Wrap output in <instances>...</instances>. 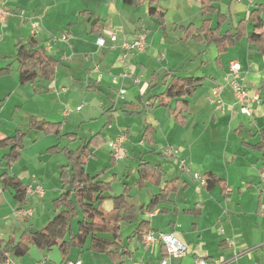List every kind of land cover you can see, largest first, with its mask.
Segmentation results:
<instances>
[{
  "label": "crops",
  "instance_id": "1",
  "mask_svg": "<svg viewBox=\"0 0 264 264\" xmlns=\"http://www.w3.org/2000/svg\"><path fill=\"white\" fill-rule=\"evenodd\" d=\"M215 1L213 5L218 8ZM121 2L126 4L123 0ZM248 2L250 6L243 17L255 3H264ZM78 3L79 0H0V5L10 11L7 18L0 20V68L10 66L9 73L0 75V118L5 108L10 115L5 128L0 124V139L12 136L16 129L26 131L19 158L10 166L3 160L9 148H0V240L10 235L17 237L24 229L44 225L53 216L48 213V199L51 203L53 196L61 190L59 166L67 162L66 156L62 163H51V168L47 163L52 155L63 153L59 148L69 147L70 142L66 137L44 134L53 135L54 142L34 149L38 136L32 139L26 136L31 121L27 117L30 116L60 122L62 133H77L75 142L79 140L80 143L98 134L93 152L85 160L86 172L90 159L97 158L101 144L108 145V141L120 132L125 134L121 144L123 156L114 158L108 145L110 162L93 173L88 172L111 182L108 195H115L111 193L114 184H121V190L123 183L128 184V201L137 208L144 206L133 223L120 225L122 242L130 252L121 257L118 264H159L167 257L162 243H146L142 236L140 239L131 236L139 220H146L153 231L173 233L186 245L185 255L169 256L168 264H195L196 257L206 259L209 264L214 259H222L224 264H264V211L260 210L264 202V54L250 45L245 37L221 53L213 43L185 40L183 31L177 27L184 24L167 26L165 14L161 23L147 12V5V14L157 21L153 25L154 31L140 25L141 11L131 14L124 5H119V0H89L93 6ZM143 4L126 5L140 7ZM194 24L198 26L200 23ZM58 25L65 26L55 34L53 28ZM232 26L229 22L225 28L221 24L219 31L225 32ZM167 30H173L176 36ZM252 31V27H248V32ZM141 33L145 34V49L120 60L122 43L132 41ZM62 34H66V41L59 39ZM110 34H115L114 41ZM150 35L152 39L148 40ZM31 36L38 40L47 55L57 61L50 79L42 77L21 84L18 64L14 60L15 45ZM98 37L105 39L103 46L96 43ZM211 44L215 54L212 59L211 49H208ZM232 60L240 64L238 74L244 88L259 96V101L249 103V114L240 112L239 103L235 102L226 85L225 76ZM212 66L213 69L208 70ZM167 69L178 75L202 78L193 93L183 97L188 106L183 125L171 115L174 100H168V105L164 106L147 104L154 89H160L159 92L164 89L162 74ZM124 70L131 72L132 77H121ZM121 87L125 89L123 98L118 94ZM55 90L90 93L91 100L96 99L97 103L89 113L70 125L65 121L71 116L72 109L62 103L52 104V97H49ZM129 90H132V97L126 96ZM29 102L32 105L27 107ZM77 106L80 109H76ZM73 108L80 111L83 106L76 104ZM23 109L27 112L22 117ZM115 112H119L122 120L119 124L123 128L106 137L104 131L113 126ZM69 127H81L84 133ZM58 143V150H48ZM167 146L177 148L179 156H166L163 149ZM141 160L160 165L163 172L158 185L149 181L137 183L136 167ZM180 160L184 161V167ZM123 161L117 169L116 163ZM3 172L15 175L26 187L23 202L13 198L12 188L3 187ZM194 172L201 176L212 172L221 181L208 189L193 177ZM172 178L179 181L177 189L169 193L166 201L150 210L145 209L153 194ZM35 183L44 189L43 195L28 192ZM31 194L39 198L38 205H33V200L27 201ZM107 205L111 206L109 200L104 202L105 208ZM18 208L30 209L32 215H16ZM38 217L44 224H38ZM84 248L89 254L95 252L85 244L79 248L80 255ZM41 255L36 262L46 259V251H41ZM80 255L71 252L69 259L92 264L84 262ZM8 259L10 264V256ZM106 261V264H114L108 258Z\"/></svg>",
  "mask_w": 264,
  "mask_h": 264
},
{
  "label": "trees",
  "instance_id": "2",
  "mask_svg": "<svg viewBox=\"0 0 264 264\" xmlns=\"http://www.w3.org/2000/svg\"><path fill=\"white\" fill-rule=\"evenodd\" d=\"M199 4L202 19L198 26L189 23L185 26L177 25L183 31L185 40H193L205 44H215L219 53L224 52L229 45L245 37L250 45L264 54V3H255L246 17H243L231 27L220 32V25L224 20L228 21V15L218 12L216 26H211L209 15L216 10L213 0H193ZM124 3L139 6L147 5V12L156 17L161 23L164 22L165 12L158 7V0H123ZM98 24L97 20H94ZM248 27L253 31L248 32ZM258 29L260 31H254ZM14 60L18 64V81L21 84L31 83L36 79H50L54 72L57 60L51 58L39 46L38 40L31 36L26 41H19L15 45ZM10 66L0 68V75L9 73ZM164 89L161 92L149 95V105H168V100H174L171 108L173 119L180 125L185 124L187 104L183 101L184 96H189L201 83L202 78L197 76L178 75L176 71L167 69L162 74ZM29 128H36L43 134H53L66 137L69 142L76 140V132L61 131L60 122H49L45 119L32 117ZM25 129H16L12 136L0 139V148H9L3 156L7 166L19 158L23 147ZM98 134L81 141L76 147L70 148L64 145L59 148V143L48 150L62 151L67 162L59 166L60 192L52 198L53 216L44 225L37 229L22 230L19 235H10L7 239L0 240V264H5L10 255L21 257L29 253L31 247L40 250H50L57 247L61 253L60 264H65L69 259L72 247L82 248L85 244L88 249L105 254L114 264H118L121 257L128 255L129 250L122 242L120 225L133 223L139 211L144 207L137 208L128 201L130 186L123 183V189L115 195H108L111 191V182L99 177V174L90 175L85 170V160L93 152V144L97 142ZM264 138V136H263ZM137 183L149 181L158 185L162 176V169L158 164H152L141 160L136 167ZM205 179L203 186L211 188L221 179L212 172L202 175ZM178 179L167 180L158 193L153 194L151 200L145 205L150 210L160 202L166 201L169 193L178 187ZM1 183L4 188L13 189V198L23 202L26 195V187L15 176L7 172L1 174ZM111 202L110 208L104 207V202ZM146 231H153L146 220H139L132 231L131 236L141 238ZM163 253L166 249L162 244ZM40 261V260H39Z\"/></svg>",
  "mask_w": 264,
  "mask_h": 264
},
{
  "label": "rangeland",
  "instance_id": "3",
  "mask_svg": "<svg viewBox=\"0 0 264 264\" xmlns=\"http://www.w3.org/2000/svg\"><path fill=\"white\" fill-rule=\"evenodd\" d=\"M249 0H216L215 3L218 6V8H216V10L211 13L209 16L212 17L213 19H211V23L216 24L217 23V14L218 12H221L223 14L228 15V21L224 20L222 22V24L225 26H227V23H231V26L233 24H235L240 18H242L243 16H245V12L248 9V7L250 6V3L248 2ZM255 1H264V0H255ZM83 2V4H85V6H93L89 4V0H79V5H81ZM119 5H124V7L126 9H128L130 11L131 14L136 13L137 11H141L142 13V21H141V26L143 28H148L150 31H154L155 29L153 28V25L155 22H157L153 17L149 16L146 12V4H143L140 7H133V6H129L126 4H123L121 2V0H119ZM158 7L159 9H162L165 11V23L167 24V26H171L173 23H177V24H184L187 25L189 22H194L196 24L200 23L201 20V15H200V11H199V4H197L196 2H194L193 0H158ZM219 9V10H217ZM65 25H58V27H54L53 28V32L55 34L60 33V31L62 30V28ZM168 33L173 34V36H176V34L173 33L170 30H167ZM152 39L151 35L148 36V40ZM147 40V41H148ZM197 47V46H196ZM210 50V56L211 59L215 57V54L213 53V49L214 46L211 44L208 48ZM240 52L239 50L237 51V53ZM260 55V54H259ZM209 69H213V66L208 68ZM67 75L69 76V74L67 73ZM121 76V74H120ZM59 86V85H58ZM120 87V86H119ZM160 91V89H154V91H152L153 93H158ZM57 92L55 90V92L53 94H51L49 97H52V104L55 105L56 104H60L62 103L65 106H67L68 108L72 109L71 112V116H69V118L66 119V123L67 124H73L75 120H77V118H81L82 116H85L87 113H89V109L90 108H95V104L97 103V100H91V94H83L81 92H78L77 90H73V92H71V90H68L65 93H60ZM119 94V93H118ZM132 90H129L127 92L126 96H131L132 97ZM120 96V95H119ZM125 96V95H124ZM121 97V96H120ZM53 98H55L53 100ZM123 98V97H121ZM76 104H81L83 106L82 110H74V106ZM32 105L31 102H29L26 106H30ZM22 117L26 116L25 112H27L25 109H23L22 111ZM10 118L9 115V111L6 110V108L3 110L1 118H0V124L2 127H6V121ZM28 120L32 119V117H27ZM121 118H119V112H115L113 113V126L107 128L104 133L105 136H109V135H114L117 131H119L120 128H123L121 124H119V122H121ZM68 128V127H66ZM69 128H73V130L77 129L79 132H83V129L81 127H69ZM29 132L27 133V137L32 139L35 136H38V140L36 142V145L34 147L35 148H41L43 146H46L49 143H53V135H41L40 131H38L36 128H29L28 129ZM66 130V129H65ZM64 130V131H65ZM84 133V132H83ZM133 135V133H132ZM133 138V137H132ZM68 141V140H66ZM79 144V140L72 141L69 144L70 148H74ZM101 149L98 150L97 152V158L96 159H90V162L88 163L86 169L88 172H95L97 170H99L102 166L108 164L109 161V148L108 145L105 143L101 144ZM150 159L153 160V157L149 156ZM65 161V155L63 153H58L55 155H52V157L50 158V160L47 163V166L49 168L51 163H55V165L57 163H62ZM127 161V160H126ZM124 163L120 162V163H116V167L117 169L122 166ZM121 190V184L117 183L114 184V189L111 193L113 194H118L120 193ZM54 197V196H53ZM30 200L32 201L33 205H38L39 204V198L37 196H34L33 194H31V196L29 197V199L27 198V201L30 202ZM48 209L50 210L48 213L50 215H52L53 213V208H52V204L50 203V200L48 199ZM110 205H107L106 208H109ZM12 209V208H11ZM46 211H47V207H46ZM38 221L40 223L38 224H42L44 221H41V217L37 218ZM40 219V220H39ZM15 220V219H12ZM23 221V220H22ZM35 224V223H34ZM44 224V223H43ZM35 227H38L40 225H34ZM121 230H123V226L121 227ZM41 251L38 249L37 247H31L30 252L24 256L21 257H17V256H13L10 255V264H34L36 262V259L41 258ZM47 255H46V259H41L40 261L43 262V264H59V260L61 258V253L58 250L57 247H53L50 250H45ZM79 248L78 247H72L70 250L71 252H76V254L80 253L78 252ZM69 253V254H70ZM95 255V256H94ZM74 255H72L73 257ZM81 258L84 260V262H88V263H92V264H96L98 262L104 264L105 262L108 263L106 260V256L104 254L101 253H95V252H89L87 251V248H84L82 251V254L80 255ZM105 263V264H106Z\"/></svg>",
  "mask_w": 264,
  "mask_h": 264
},
{
  "label": "built area",
  "instance_id": "4",
  "mask_svg": "<svg viewBox=\"0 0 264 264\" xmlns=\"http://www.w3.org/2000/svg\"><path fill=\"white\" fill-rule=\"evenodd\" d=\"M10 14V11L7 7L0 5V20H4L7 18ZM110 39L112 41L115 40V34L109 35ZM56 38H53L55 40ZM59 39L61 41H66L67 36L66 34H62L59 36ZM105 42V39L103 37H98L96 40V43L100 46H103ZM146 47V40H145V34L141 33L139 36H137L132 41H125L122 43L121 48V54H120V60H123L128 54L137 52V51H143ZM239 69L240 64L236 60H232L228 64V70L226 72L225 80L226 85L230 88L233 98L235 102L239 103V110L242 113L249 114V103L253 101H259V96L257 93H249L243 86V83L241 81V78L239 77ZM121 77H132V73L124 70L121 73ZM116 82V79L113 80ZM125 92L124 88H119L118 93L122 97ZM216 92V91H215ZM76 109H80V106H77ZM125 139V134L123 132H120L116 134L114 138L108 141V145L112 149V153L114 158L119 159L123 156V151L121 148V144ZM163 153L166 156H173L178 157L179 152L178 149L173 146H167L163 149ZM181 165L184 167V161L180 160ZM193 177L198 180L200 184H204L205 179L199 175L197 172L192 173ZM28 192L34 193L38 196L43 195L44 189L41 187L40 184L35 183L33 187H30ZM260 210L264 211V202L260 206ZM16 215L20 216H30L32 215V210L25 209V208H18L15 211ZM142 239L146 243H152L154 241H158L162 243L166 249L167 257H164L161 259L159 264H168V258L169 256H182L186 253V245L181 242L173 233H166L161 231H146L142 234ZM195 264H209L208 261L201 257H196L194 259ZM5 264H9V259L6 261ZM34 264H43L41 261H37ZM65 264H82L80 259H68ZM212 264H224V260L222 259H214L212 261Z\"/></svg>",
  "mask_w": 264,
  "mask_h": 264
}]
</instances>
